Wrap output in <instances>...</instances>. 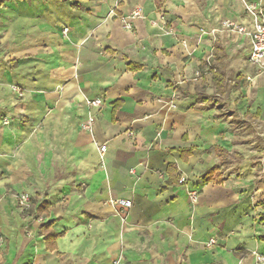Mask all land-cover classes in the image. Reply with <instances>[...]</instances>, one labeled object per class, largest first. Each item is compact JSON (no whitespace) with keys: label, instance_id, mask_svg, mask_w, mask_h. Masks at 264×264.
I'll use <instances>...</instances> for the list:
<instances>
[{"label":"crops","instance_id":"1","mask_svg":"<svg viewBox=\"0 0 264 264\" xmlns=\"http://www.w3.org/2000/svg\"><path fill=\"white\" fill-rule=\"evenodd\" d=\"M246 14L238 0L0 5V264H264V157L233 132L235 116L264 125V66L223 26ZM217 166L223 182L204 184Z\"/></svg>","mask_w":264,"mask_h":264},{"label":"built area","instance_id":"2","mask_svg":"<svg viewBox=\"0 0 264 264\" xmlns=\"http://www.w3.org/2000/svg\"><path fill=\"white\" fill-rule=\"evenodd\" d=\"M245 5H246V11L252 19L251 25L246 26L240 23L225 21L223 23V26L226 29L237 32L242 36H248L251 39V51L249 55V62L253 65L264 66V13L257 4H252V5L245 4ZM140 14H141L140 9H137L136 11H134L133 17H138ZM67 31L68 30L65 29V32ZM14 89L17 90L16 88ZM88 105L91 107H100L102 105V100L101 99L89 100ZM93 123H94V119L90 118L88 124H86L84 128L91 131ZM130 135L133 136L134 134L130 133ZM100 151L102 155H104L106 152V146H102ZM189 195L192 203H196L198 201V194L196 192H190ZM18 200L21 207L23 209H27L31 201V195L28 193L21 194L18 196ZM110 204L120 208L122 210V213H124L125 210L127 211L132 208V202L124 199L111 200ZM2 242H3L2 235L0 233V246ZM215 243L216 241L214 239H211L209 244L213 245ZM260 259L262 261L264 260V258H260ZM112 264H124V255L119 254L114 259Z\"/></svg>","mask_w":264,"mask_h":264},{"label":"trees","instance_id":"3","mask_svg":"<svg viewBox=\"0 0 264 264\" xmlns=\"http://www.w3.org/2000/svg\"><path fill=\"white\" fill-rule=\"evenodd\" d=\"M8 1H11V0H0V5H3ZM62 1H67V0H62ZM158 5L160 6L161 3ZM215 150H216L217 155L221 159L228 156L227 152L225 150H222L221 148H216ZM182 152L185 155L189 156L191 154L192 150H185ZM224 162L225 161L222 160V163H224ZM169 172H170V179L168 180L167 184L169 186H175V185L180 184V176L178 175V173H176V168L174 165H171L169 167ZM203 182H204V184L222 183L223 179L221 178L220 166H217V167L213 168L212 170H210L208 173H206L203 176ZM31 207H32V200H31ZM41 208L43 209L44 206H41L40 209ZM262 220L264 221V216L262 217ZM41 232H43L46 235L45 239H46L48 248L55 246L56 240L60 237V235L51 231V225H44L43 227H41Z\"/></svg>","mask_w":264,"mask_h":264},{"label":"rangeland","instance_id":"4","mask_svg":"<svg viewBox=\"0 0 264 264\" xmlns=\"http://www.w3.org/2000/svg\"><path fill=\"white\" fill-rule=\"evenodd\" d=\"M243 6L246 11V5L255 4L249 3L247 0H238ZM247 13V11H246ZM248 14V13H247ZM246 14V15H247ZM249 15V14H248ZM241 120H239L236 116L234 119V134L236 137L242 141L243 145L245 146V153H263L262 157H264V125L256 122L253 126L249 124H243Z\"/></svg>","mask_w":264,"mask_h":264}]
</instances>
